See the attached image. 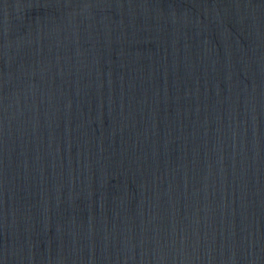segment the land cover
I'll return each instance as SVG.
<instances>
[{"label":"water","instance_id":"water-1","mask_svg":"<svg viewBox=\"0 0 264 264\" xmlns=\"http://www.w3.org/2000/svg\"><path fill=\"white\" fill-rule=\"evenodd\" d=\"M264 160V0H0V264H114Z\"/></svg>","mask_w":264,"mask_h":264}]
</instances>
